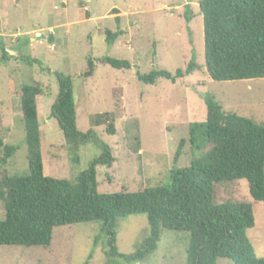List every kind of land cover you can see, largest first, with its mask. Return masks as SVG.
Wrapping results in <instances>:
<instances>
[{"label": "rangeland", "instance_id": "rangeland-1", "mask_svg": "<svg viewBox=\"0 0 264 264\" xmlns=\"http://www.w3.org/2000/svg\"><path fill=\"white\" fill-rule=\"evenodd\" d=\"M200 0H0V139L16 148L5 175L27 170V152L19 93L22 85L37 89L43 173L74 180L100 150L82 145L75 157L67 150L50 108L57 96L54 73L72 78L76 128L92 130L109 147V167L97 166V192H136L165 185L169 172L190 166L188 126L205 120L203 95L226 113L264 125V79L216 83L204 68ZM189 7V9H186ZM121 15L119 24L109 17ZM188 10V11H187ZM191 15L187 22L185 17ZM122 31L113 46L105 31ZM1 47L7 54L2 60ZM127 60L130 70L96 64L102 57ZM95 71L82 73L89 58ZM26 60L33 61L29 65ZM194 61L198 71L173 84L137 82L135 72L164 70L173 74ZM180 141L182 154L175 161ZM1 155V152H0ZM217 200L252 205L254 227L247 231L255 255L264 258V202H255L245 180L215 187ZM3 218V215H1ZM144 216H129L118 227L119 253H132L147 236ZM189 234L164 231L156 252L137 264H184ZM105 236L98 222L55 228L48 248L0 247V264H106ZM216 264H232L217 259Z\"/></svg>", "mask_w": 264, "mask_h": 264}, {"label": "trees", "instance_id": "trees-1", "mask_svg": "<svg viewBox=\"0 0 264 264\" xmlns=\"http://www.w3.org/2000/svg\"><path fill=\"white\" fill-rule=\"evenodd\" d=\"M186 9H189L187 7ZM188 11V10H187ZM203 24L204 68L216 83L264 79V0H200ZM121 13L112 9L109 17L119 24ZM191 15L185 17L189 22ZM122 34L105 31V43L113 46ZM2 60L7 54L1 47ZM29 65L33 61L26 60ZM98 65L118 71L130 70L127 60L102 57ZM190 61L173 74L152 70L135 72L137 82L152 86L158 80L173 84L198 71ZM95 65L90 57L82 76L91 78ZM57 96L50 108L67 150L75 157L82 145L93 142L100 150L87 170L74 180L47 177L43 173L40 131L37 117V89L22 85L19 93L27 152V170L22 175H5L4 167L16 148L0 139V247L48 248L53 230L62 226L98 222L105 236L106 264H137L157 250L164 231L189 234L184 264H264L255 255L247 237L254 227L252 205L244 201H222L215 187L245 180L255 202H264V125L226 113L209 95H203L205 120L188 126L190 166L169 172L165 185L136 192H97L95 168L109 167V147L89 130L76 128L72 78L54 73ZM180 141L175 161L181 156ZM129 216H144L148 232L128 255L119 253L116 237L119 224Z\"/></svg>", "mask_w": 264, "mask_h": 264}]
</instances>
